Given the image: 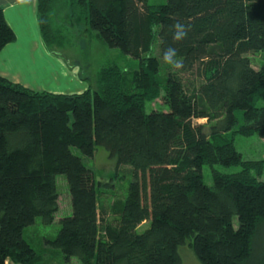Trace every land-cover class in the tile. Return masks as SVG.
<instances>
[{
    "label": "trees",
    "instance_id": "16d2710c",
    "mask_svg": "<svg viewBox=\"0 0 264 264\" xmlns=\"http://www.w3.org/2000/svg\"><path fill=\"white\" fill-rule=\"evenodd\" d=\"M61 10L83 18L101 43L139 67L103 65L96 85L79 95L33 92L0 78V264H40L24 231L38 219L55 222L60 175L71 216L45 242L66 264H180L182 246L201 264H264V182L256 177L264 161L244 160L232 139L264 140V107H256L264 64L255 69L246 57L264 55V0H37L51 54L62 43L53 25ZM176 21L191 28L174 43ZM14 39L0 10V51ZM154 41L160 60L169 46L183 60L163 87L159 59L150 55ZM158 99L169 112L147 114L145 105ZM97 148L133 174L114 220L103 219L101 184L83 163ZM204 166L211 186L203 183ZM215 166L241 170L223 174Z\"/></svg>",
    "mask_w": 264,
    "mask_h": 264
},
{
    "label": "rangeland",
    "instance_id": "374dc122",
    "mask_svg": "<svg viewBox=\"0 0 264 264\" xmlns=\"http://www.w3.org/2000/svg\"><path fill=\"white\" fill-rule=\"evenodd\" d=\"M165 2L166 0H148L150 5H160L165 4ZM53 25L55 30L58 31V37L62 40V43L59 48L51 46L52 52H55L56 55L62 58L68 66L72 68L77 67L81 80L89 83L91 88L96 85L98 71L103 65H113L124 72L138 69L139 60L125 56L117 49L106 47L95 37L94 32L88 30L83 18L72 20L68 17L66 11L61 10L53 18ZM150 55L153 58L159 59L157 41H154ZM246 57L251 60L252 66L255 69H259L264 64V55L247 54ZM159 62L158 78L160 85L163 87L168 70L170 69L173 72L177 69L165 64L160 59ZM187 78L191 80L193 77L188 75ZM256 107H264V99L260 100ZM152 111L168 113L169 109L158 99L151 104L145 105V112L147 114H150ZM238 118L241 120L239 113ZM193 123L203 125L207 122L206 120H193ZM228 137L231 139V132L228 133ZM232 139L236 151L241 154L244 160L264 161V140L256 136L245 138L237 134ZM72 153L79 156L76 149H72ZM83 163L93 171L96 183L101 184L98 192L100 194L99 206L106 212L103 219H116L118 206L124 202L129 184L133 181L131 169L124 166L117 170L115 160L111 159L102 148L96 149L92 159L83 158ZM214 169L223 174H234L241 170L240 167L224 168L221 166H215ZM256 177L261 182H264V170ZM202 180L205 185H212L210 167L204 166L202 168ZM55 182L58 194V213L56 214L55 222L50 226H43L41 220L38 219L34 226L24 231V239L41 256L40 264H66L60 251L51 249L45 242V240L55 238L60 229L59 221L71 216V202L65 176H57ZM233 227L234 229L237 228L236 219L233 220ZM147 228L148 224H143L139 227L138 233H143ZM178 254L180 256V264H201L195 256L193 249L188 246L180 247ZM70 264H79V262L76 259H72Z\"/></svg>",
    "mask_w": 264,
    "mask_h": 264
},
{
    "label": "crops",
    "instance_id": "0c3cea01",
    "mask_svg": "<svg viewBox=\"0 0 264 264\" xmlns=\"http://www.w3.org/2000/svg\"><path fill=\"white\" fill-rule=\"evenodd\" d=\"M0 10L15 35L0 51V78L33 92L79 95L87 91L90 84L81 80L78 68L68 66L43 44L37 0H0Z\"/></svg>",
    "mask_w": 264,
    "mask_h": 264
},
{
    "label": "clouds",
    "instance_id": "9594fccd",
    "mask_svg": "<svg viewBox=\"0 0 264 264\" xmlns=\"http://www.w3.org/2000/svg\"><path fill=\"white\" fill-rule=\"evenodd\" d=\"M172 40L173 42H181L187 38L188 32L190 31L191 26L186 25L180 21H176L171 26ZM153 34H156L159 30L158 25L152 27ZM163 62L174 69H180L183 67L182 58L178 57V49L169 46L163 51L162 56Z\"/></svg>",
    "mask_w": 264,
    "mask_h": 264
}]
</instances>
